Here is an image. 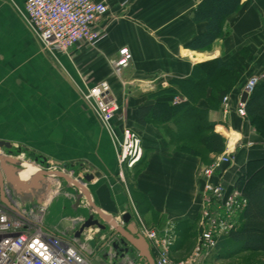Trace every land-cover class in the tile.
I'll return each mask as SVG.
<instances>
[{
  "label": "crops",
  "instance_id": "obj_1",
  "mask_svg": "<svg viewBox=\"0 0 264 264\" xmlns=\"http://www.w3.org/2000/svg\"><path fill=\"white\" fill-rule=\"evenodd\" d=\"M24 1L0 0V139L92 178L77 187V182L60 177L61 189L56 192L49 178L37 186L25 180L24 189L14 192L27 203L38 202L46 191L39 200L50 197L44 224L63 237H75L77 217L97 216L96 211H101L118 227L106 225V231L122 236L135 254L134 263L145 264L144 252H151L137 232L133 206L146 226L158 230L172 226L176 237L171 256L184 258V250L178 249L184 237L197 232L198 171L205 162L172 140L177 128L172 121L140 125L134 111L154 103L149 92L168 86L171 79L188 77L195 64L222 59L238 75L225 93L231 108L223 116L219 103L206 113L215 132L228 142L235 136L230 146L232 161L222 173L225 184L234 186L242 165L264 158V138L248 115L241 118L234 110L246 79L264 74V0H241V6L225 18L221 35L204 50L187 46L205 29L204 22L192 18L201 0H95L107 5L99 23L107 25V37L96 48L56 55L42 51L21 21ZM120 47H127L132 58L114 74L110 61ZM100 80H107L119 104L112 120L117 135L127 125L139 132L143 145L141 160L125 171L124 182L117 176L113 141L81 98L86 87ZM216 154L209 152L208 160ZM126 212L130 218L120 224L118 216ZM89 244L98 256L95 264H100L97 258L109 264L98 251L95 237Z\"/></svg>",
  "mask_w": 264,
  "mask_h": 264
},
{
  "label": "built area",
  "instance_id": "obj_2",
  "mask_svg": "<svg viewBox=\"0 0 264 264\" xmlns=\"http://www.w3.org/2000/svg\"><path fill=\"white\" fill-rule=\"evenodd\" d=\"M106 13L107 5L95 0H25L22 8L25 24L42 48L52 55L81 47L96 48L107 37V25L99 24ZM131 58L128 48L120 47L117 57L110 61L112 72L119 74L129 65ZM261 76H250L242 90L251 93ZM81 98L93 110L113 141L117 176L124 182L125 171L131 170L143 154L139 135L127 125H122L117 135L112 120L117 115L119 104L107 80L86 87L81 92ZM229 99V94L221 97L223 116L230 111ZM180 100L174 97L173 102ZM244 104L239 99L235 103L234 110L239 117L246 116ZM232 151L233 148L226 143L225 149L198 171L201 181L198 226L195 244L188 256L181 259L171 256L176 237L171 225L160 230L148 227L132 206L131 214L137 222V232L146 241L154 264H203L202 260L217 248L219 239L238 227L246 198L239 188L226 185L222 177L225 167L232 161ZM13 157L20 165L27 161L22 154ZM33 165L38 170L43 169L37 163ZM44 170L52 177L57 172ZM58 188L57 180L54 192ZM2 191L6 202L0 200V264H95L97 255L89 243L98 233L96 228H87L80 237H63L44 224L49 196L43 197L40 202L26 203L7 182L3 183ZM83 220V217H77L78 225ZM118 221L124 223L120 216ZM96 242L98 251H104L106 255H102L109 264H133L128 255L115 260L114 252L103 245L104 234H100Z\"/></svg>",
  "mask_w": 264,
  "mask_h": 264
},
{
  "label": "trees",
  "instance_id": "obj_3",
  "mask_svg": "<svg viewBox=\"0 0 264 264\" xmlns=\"http://www.w3.org/2000/svg\"><path fill=\"white\" fill-rule=\"evenodd\" d=\"M240 6L241 0H201L193 10L192 18L193 21L204 22L205 29L187 46L194 50L208 48L221 35L225 18ZM230 72L234 74L233 79L227 77ZM237 79L238 75L231 66L220 58L197 63L188 77L171 79L168 86H159L149 92L148 96L154 103L138 106L134 111L135 120L140 125L172 121L177 127L171 135L172 140L189 153L199 154L206 163L209 161L207 154L221 152L225 142L224 137L213 130L206 112L219 107L221 96L232 89ZM174 97L181 100L173 102ZM198 102H202L201 107L197 106ZM244 108L246 116L264 138V129L261 128L264 126V74ZM132 129L139 135L136 129ZM252 171H256L259 177L248 179ZM234 186L242 191L246 205L239 227L220 238L217 247L227 251L235 244L242 246L241 249L264 250V237L261 238L264 235V158L251 159L242 165ZM236 249L234 247L231 251H238Z\"/></svg>",
  "mask_w": 264,
  "mask_h": 264
},
{
  "label": "water",
  "instance_id": "obj_4",
  "mask_svg": "<svg viewBox=\"0 0 264 264\" xmlns=\"http://www.w3.org/2000/svg\"><path fill=\"white\" fill-rule=\"evenodd\" d=\"M247 97H248L247 92L242 91L240 95V101L245 102L247 100ZM0 148L1 149L3 148L6 150L5 151L6 154L3 155L0 153V200L3 202H6L5 197L3 195V191H2L3 183L6 181L12 187V189L16 192V191H21V189H24L23 184H25L24 183L25 180H21L19 178V172L21 171V169L18 167L17 160L11 156L12 144L9 141L0 139ZM43 161L44 159L42 158L39 159V163H43ZM55 174L58 177L67 178L71 182H74V183L77 182L78 183L76 184L77 187H80L81 186L80 184H84L85 182L89 181L92 178V176L89 174H83L81 177L78 176L75 181L72 178L67 177L64 173H61L59 171H57ZM48 175H50L48 171L38 170L37 173H32L30 178L27 180L32 181V184L37 186L40 184V182L43 183V181H46V177ZM45 190H48V189L45 188ZM45 192L46 191H44L42 194L39 195L37 199L38 202ZM80 194L81 193L79 192L77 201L80 197ZM96 212H97V216H95L94 214H89L81 223H79L76 231L72 233L73 236L80 237L82 232L86 230L87 228H96L98 230V233H97V236L95 237V240H99L100 233L102 231H106V225H111L112 228L114 229L118 228L116 224H114L112 220H110L106 215L105 217L101 211L97 210ZM121 218L123 221H128L130 218L129 212L124 213L121 216ZM101 220L106 221V222L103 223ZM139 242H142V241L139 240ZM132 243L134 245L136 244V242H132ZM103 245H106L109 249H111L114 252L116 258H122L125 255H128L132 259L134 258V253L132 252V249L129 247L128 242L122 236L121 237L116 236L114 233L109 232L108 230L106 231L105 242L103 243ZM106 246H103L104 249H106ZM138 246L141 248L143 245H138ZM144 257L146 259L145 264H154L153 258L149 252H144Z\"/></svg>",
  "mask_w": 264,
  "mask_h": 264
},
{
  "label": "rangeland",
  "instance_id": "obj_5",
  "mask_svg": "<svg viewBox=\"0 0 264 264\" xmlns=\"http://www.w3.org/2000/svg\"><path fill=\"white\" fill-rule=\"evenodd\" d=\"M21 18V21L23 22L24 26L26 27V29H28L29 31V34L36 40L37 38L33 35V33L31 32V30L28 28V26L25 24L22 16H20ZM38 40H36L37 42ZM42 48V46H41ZM42 51L44 50L43 48L41 49ZM45 51V50H44ZM252 75H259V74H252ZM250 75V76H252ZM249 76V77H250ZM228 79H233L234 78V74L233 72L229 73L227 75ZM248 77V78H249ZM247 78V79H248ZM246 79V80H247ZM246 82V81H245ZM230 101V99H229ZM231 105V103H230ZM235 106V104H234ZM243 118V117H241ZM245 118V117H244ZM261 128L264 129V126L261 125ZM224 137V136H223ZM225 139V142H224V148L223 150L225 149V146H226V143H227V139L224 137ZM222 150V151H223ZM4 151H6L5 149H1L0 148V153H4ZM221 151V152H222ZM220 152V153H221ZM11 154L13 155H20L22 154L23 155V158L27 160L28 163H34V160L30 159V158H33L34 156L30 155L28 152H27V149L22 147L21 145L19 144H12V148H11ZM219 154V153H218ZM217 155V154H216ZM31 156V157H29ZM38 159H41L40 157L38 156H35ZM213 158V157H212ZM45 162L41 165V167L43 169H52V170H56V171H61L65 174H68L70 177L74 178L75 176L78 175V171H76L77 169L74 167L73 169L69 170V168L67 167H62L61 164L57 163V161H53L51 159H44ZM212 159H210L211 161ZM24 161V160H23ZM210 161L206 162L205 164H208ZM35 164V163H34ZM263 175H261L262 177ZM55 178V181L53 182L52 186L54 189H57V176H54ZM248 179H255L256 177H259L257 175V172L256 171H252L250 174H248ZM60 180V179H59ZM60 182V181H59ZM62 183V182H60ZM60 183H59V188H58V191L61 189L60 187ZM62 186V185H61ZM64 189V188H63ZM49 203V202H48ZM48 205V204H47ZM240 225V224H239ZM238 225V227H239ZM195 233V232H194ZM195 237L196 235L193 234V235H188L186 237H184V242L182 244H180V248L178 249L179 251H182L184 250V252H182V256H188L191 249L193 248L194 244H195ZM264 235H261V238H263ZM183 238V236H182ZM262 240V239H261ZM90 245V244H89ZM230 246V245H229ZM89 247V246H88ZM234 247H236L238 251H231ZM242 246H236L235 244H233V246L231 245L230 246V250H222V249H218V247L212 251L207 257H205L203 260H202V263L203 264H264V250L262 249H255V250H251V249H241ZM90 249V248H89ZM241 249V250H240ZM220 251H222L223 253H220ZM104 253V251H100V254L102 255ZM105 254V253H104ZM106 255V254H105ZM98 259V262L100 264H103L102 263V259L101 258H97ZM181 259V258H180ZM119 262H115V263H112V264H118ZM120 264V263H119ZM133 264H135L133 262Z\"/></svg>",
  "mask_w": 264,
  "mask_h": 264
},
{
  "label": "bare ground",
  "instance_id": "obj_6",
  "mask_svg": "<svg viewBox=\"0 0 264 264\" xmlns=\"http://www.w3.org/2000/svg\"><path fill=\"white\" fill-rule=\"evenodd\" d=\"M234 137L229 141V145L230 146L232 144H234V142H233V141H235ZM23 166H24V168L19 172V178L21 180H27V179L30 178L32 173H37L38 172V170H36L35 166L31 165L30 163L25 162L23 164Z\"/></svg>",
  "mask_w": 264,
  "mask_h": 264
}]
</instances>
